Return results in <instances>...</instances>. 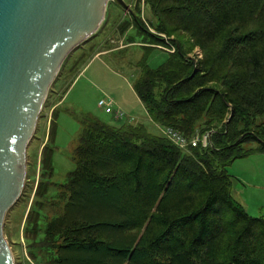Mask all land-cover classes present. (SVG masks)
I'll return each mask as SVG.
<instances>
[{"label":"trees","instance_id":"16d2710c","mask_svg":"<svg viewBox=\"0 0 264 264\" xmlns=\"http://www.w3.org/2000/svg\"><path fill=\"white\" fill-rule=\"evenodd\" d=\"M144 4L152 19L131 10L122 35L131 27L142 47L175 50L156 68L142 55L132 89L154 123L210 132L211 144L182 150L133 117L117 126L77 115L75 166L51 183L54 108L22 229L26 251L33 264H264V217L235 199L227 172L264 154V0ZM193 47L200 58L188 56Z\"/></svg>","mask_w":264,"mask_h":264},{"label":"rangeland","instance_id":"374dc122","mask_svg":"<svg viewBox=\"0 0 264 264\" xmlns=\"http://www.w3.org/2000/svg\"><path fill=\"white\" fill-rule=\"evenodd\" d=\"M123 1L127 4V9L116 0L108 1L103 25L94 36H90L66 57L48 90L34 134L28 143L26 179L21 195L7 211L3 224V234L13 253L14 264H33L26 251L22 229L34 200L40 151L48 140L49 123L54 108L57 110L54 119L55 134L53 141L48 142L51 149L52 174L47 180L51 183L65 182L68 173L75 166L73 150L80 132L77 115L95 116L118 126L126 118L116 121L111 113L105 111L111 108L121 109L127 116L144 124L152 133L163 135V127L146 115L131 85L141 72L136 63L142 55H147L146 63L150 68H156L167 59L171 46L162 44L157 45L158 48H144L140 42L142 35L137 34L131 27L123 35L131 36L133 42L126 41L117 26L118 23L131 18V10L137 12V7L142 20L148 21L152 19V15L144 0ZM150 31L155 33L151 27ZM159 35L166 42L173 38H187L182 34ZM188 56L198 59L201 57V51L198 47H193ZM106 99H112L113 105L98 106L99 100ZM249 146L254 147L255 144ZM227 172L235 178L232 184L235 199L249 215L264 217V154L253 153L236 159L227 167ZM32 174H35L34 179ZM29 178L31 180L28 181ZM48 211L53 213L51 208H48Z\"/></svg>","mask_w":264,"mask_h":264},{"label":"water","instance_id":"95a60500","mask_svg":"<svg viewBox=\"0 0 264 264\" xmlns=\"http://www.w3.org/2000/svg\"><path fill=\"white\" fill-rule=\"evenodd\" d=\"M108 1L0 0V264H14L3 224L21 195L48 90L66 57L100 27Z\"/></svg>","mask_w":264,"mask_h":264},{"label":"built area","instance_id":"2783aa9c","mask_svg":"<svg viewBox=\"0 0 264 264\" xmlns=\"http://www.w3.org/2000/svg\"><path fill=\"white\" fill-rule=\"evenodd\" d=\"M170 52H173L175 48L171 46L170 49H168ZM112 99H106V100H99L98 106H103L105 104L113 105ZM113 116L115 119H122L125 117H128L121 109H114L113 110ZM129 121L132 119V117H128ZM163 135L170 140L174 145L179 147L182 150H188L189 148H208L211 144L210 142V132H203L199 133L196 132L191 136H185L178 130L172 128V127H163L162 128Z\"/></svg>","mask_w":264,"mask_h":264},{"label":"crops","instance_id":"0c3cea01","mask_svg":"<svg viewBox=\"0 0 264 264\" xmlns=\"http://www.w3.org/2000/svg\"><path fill=\"white\" fill-rule=\"evenodd\" d=\"M134 92V91H133ZM135 93V92H134ZM136 95V94H135ZM137 97V96H136ZM140 102V101H139ZM141 103V102H140ZM143 106V105H142ZM110 110V113H111V115H112V118H113V120H116V121H118V119H115L114 117H113V108H111V109H109ZM145 110V109H144ZM146 115H147V113H146ZM148 116V115H147ZM128 117H130V116H128ZM149 117V116H148ZM151 120V119H150Z\"/></svg>","mask_w":264,"mask_h":264}]
</instances>
